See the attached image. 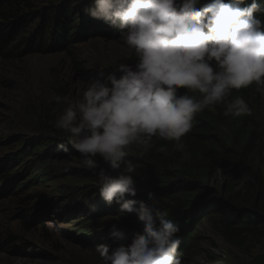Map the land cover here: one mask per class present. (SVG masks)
<instances>
[{"label": "rangeland", "instance_id": "rangeland-1", "mask_svg": "<svg viewBox=\"0 0 264 264\" xmlns=\"http://www.w3.org/2000/svg\"><path fill=\"white\" fill-rule=\"evenodd\" d=\"M31 1L37 9L69 2L84 17L89 16L84 5H94V0ZM78 20L84 23L80 24L82 41L73 49L39 54L14 47L11 55L0 56V175L6 177L5 184L0 182V264H103L95 251L98 244L114 248L144 231L136 212L121 213L117 203L109 205L100 198L98 173L107 168L102 158H96L97 168H87L69 144L71 135L54 126L64 107L56 104V95L75 101L91 78L103 81L114 65L134 64L136 59L121 30L117 28L111 38L104 33L108 23L103 20ZM116 75L119 78L121 73ZM250 87V129L256 140L247 174L232 181L224 167L210 168L185 140L180 152L173 150L172 142L154 138L149 152L140 156L141 149L133 146L129 157L137 167L135 197L145 198L148 206L174 221L183 210L178 203L155 201L147 195L162 178L186 176L198 185L189 198L192 201L206 193L212 196L207 201L213 206L223 200L264 214V199L257 194L255 182L256 172L264 173V98L254 85ZM220 106L206 110L223 114L226 106ZM223 118L230 130L235 117L219 115ZM61 144L68 151L60 149ZM246 144L247 136L231 130L225 147L219 143L209 147L229 161ZM231 186L234 189L228 194ZM114 224L124 230L122 238L109 235ZM189 252L182 264H264V226L250 233L241 247L225 234L222 214L204 216L193 230Z\"/></svg>", "mask_w": 264, "mask_h": 264}, {"label": "clouds", "instance_id": "clouds-1", "mask_svg": "<svg viewBox=\"0 0 264 264\" xmlns=\"http://www.w3.org/2000/svg\"><path fill=\"white\" fill-rule=\"evenodd\" d=\"M83 11L121 30L136 57L134 64L114 65L103 81L91 78L75 101L54 97L64 106L54 126L71 135L69 144L81 154L83 165L97 168V157L107 165L98 173L100 198L119 204L121 213L136 212L144 225L130 243L114 248L100 243L95 251L103 264H182L179 225L159 209L125 198L138 192L137 167L129 157L133 146L141 149L140 156L149 152L154 138L183 152V138L197 115L216 105H226L225 117L252 115L242 97H229L233 90L254 85L264 98V20L256 15L264 13V4L94 0ZM109 235L119 239L125 233L114 224Z\"/></svg>", "mask_w": 264, "mask_h": 264}, {"label": "trees", "instance_id": "trees-1", "mask_svg": "<svg viewBox=\"0 0 264 264\" xmlns=\"http://www.w3.org/2000/svg\"><path fill=\"white\" fill-rule=\"evenodd\" d=\"M257 2L264 4V0H257ZM245 3L251 4L252 0H245ZM77 13H79L78 7L71 6L69 2L37 9L33 7L31 0H0V56L11 55L14 52V47L23 48L24 53L39 54L73 49L76 43L82 41V26L84 23L78 19H82L84 22V19L87 18L90 22L92 18L90 15L84 17V15L79 16ZM256 15L264 20V13H257ZM81 23L82 26H80ZM116 31V27L108 24L104 33L112 38L115 37L113 32ZM27 32L28 34L22 37ZM250 88H242L239 91L234 90L229 100L240 96L248 103ZM181 91L183 92V90ZM216 106L221 107L220 105ZM219 115L222 116L223 114L218 113L215 115L210 110L198 114L194 120L192 131L183 139L191 149L203 156L210 168L224 167V174H228L232 177V181H236L251 170L249 156L254 150L255 132L250 129L249 116L235 117L234 124L229 130L224 124L225 119H219ZM231 130L238 135L247 136V144L241 152L227 161L219 158L217 152L210 148L209 144L219 143L220 146L225 147L230 141ZM5 178L0 175V182L5 184ZM43 181L45 180H41V182ZM29 182L31 180L22 184L27 185ZM255 182L257 194L260 199H264V173L257 171ZM197 188L196 182L182 176L176 180L162 178L158 185L149 192L153 194L155 201L173 200L183 208L178 218L174 219V222L180 227V232L177 234L181 239L178 251L184 261H187V255L190 253L189 248L192 244L193 230L200 224L204 216L214 213L222 214L224 216L225 234L233 243L241 247L246 243L247 236L250 233L264 226V214L258 211L248 208H235L223 200L213 206L210 204L211 202L207 201L212 196H208L206 193L195 201L190 200L189 198ZM233 189L231 186L228 194ZM223 191L225 193V190ZM15 193H17V190L12 192V194ZM127 197L125 198L136 199L146 204L145 198Z\"/></svg>", "mask_w": 264, "mask_h": 264}]
</instances>
